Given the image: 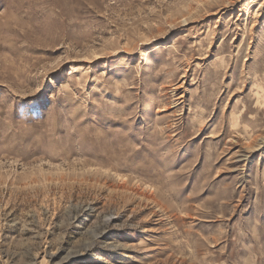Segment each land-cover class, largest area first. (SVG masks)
Returning <instances> with one entry per match:
<instances>
[{
  "label": "rangeland",
  "instance_id": "1",
  "mask_svg": "<svg viewBox=\"0 0 264 264\" xmlns=\"http://www.w3.org/2000/svg\"><path fill=\"white\" fill-rule=\"evenodd\" d=\"M0 264H264V0H0Z\"/></svg>",
  "mask_w": 264,
  "mask_h": 264
}]
</instances>
